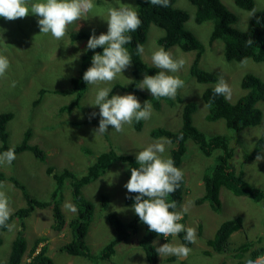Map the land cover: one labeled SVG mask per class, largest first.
I'll return each instance as SVG.
<instances>
[{
  "label": "rangeland",
  "instance_id": "374dc122",
  "mask_svg": "<svg viewBox=\"0 0 264 264\" xmlns=\"http://www.w3.org/2000/svg\"><path fill=\"white\" fill-rule=\"evenodd\" d=\"M223 2L237 16L235 26L243 29L252 17V12L237 7L234 0H223ZM256 2L259 7L264 6V0H256ZM94 4L96 8L93 14H90L88 19L80 20L74 26L76 29L84 30L89 36L93 32L96 35L107 32V21L103 18H106L109 6L119 7L128 4L135 10L137 8L136 0H94ZM176 4L190 13L186 27L199 40L207 44L205 53L202 55L201 67L224 77L232 89V97L229 101L234 102L244 92L240 88L243 76L249 72L264 75V64L246 60V64L241 66L240 61H228L224 55L222 40L208 44L212 25L210 22H196L195 5L189 0H176ZM37 21L38 17L33 14L14 21H7L0 17V55L6 56L10 62L5 76L0 77V114L12 113V118L6 124L8 133L6 143L9 147L19 145L29 130L28 143L37 145L45 152L44 160L36 156L32 150L15 152L16 158L10 166H0V172L6 176L0 183L5 186L2 190L8 197L12 213L18 208L27 206V199L23 191L15 187L10 177L24 185L29 195L40 200H51L56 181L46 172L47 166L53 167L56 172L70 169L79 176L87 172L89 165L96 160L99 154L109 149L135 157L136 152L157 140L170 141L165 136H151L150 132L153 128L164 127L174 132L182 128L183 105L193 106L191 109L193 123L205 135L229 132L224 120L212 121L206 117L210 112L202 99V92L207 85L200 84L195 77L187 76L190 64L197 52H184L175 45L166 51H169L175 59L183 58L185 65L179 72L172 75L179 76L185 84L178 89L174 105L166 108L168 103L162 101L163 109L158 110L153 107L152 115L150 119L144 120L141 131L135 130L131 124L124 125L122 132H116L109 126L105 134L94 135L93 129L98 128L100 120L99 106H91L87 103L94 100L98 87H112L110 96L134 94L132 90L124 89L130 84L129 81L134 79L131 71L132 63L111 83L98 86L86 84L84 94L78 98V103L72 107L73 109L69 110L68 105L76 99L75 94L55 93L52 89L72 86L68 82L73 62L72 56L82 53V48H86L88 39L83 42L74 41L71 36L72 28H70L73 24L68 26L62 40L53 39L51 34H39L40 28ZM163 34L164 30L156 24L150 25L143 45L145 51L141 55L148 64H151L152 52L162 47L157 45L156 39ZM144 75L141 74L140 81ZM13 81L16 82L15 87L11 86ZM115 85L118 86L113 89ZM139 90L151 94L147 89ZM138 99L142 100L141 97ZM258 104L264 112V100L259 101ZM62 107L65 108L61 109ZM93 112L97 115L90 119V114ZM263 128L264 118L258 126L246 129L243 133L245 150L253 146L254 138ZM2 144L3 141L0 138V146ZM186 146L187 152L181 168L187 182L182 202L177 210L188 207L189 211L184 214L180 223L186 228H195L197 238L196 242L189 246L191 252L186 259L170 260L172 256L161 258L158 255L157 264H246L247 259L254 260L252 249L239 254L237 248L240 244L251 240L254 241L252 248L264 246V204L246 195H236L226 187H221L219 190L220 211L213 210L209 201L197 202L198 198L205 193L203 180L205 168L213 163L218 151L208 157L193 142L189 145L187 142ZM173 148V142L166 144L165 158L171 157ZM83 149H89V152ZM240 162L241 159L235 160L237 170L242 168L245 179L252 186L264 189V161L257 165L255 159ZM123 165L117 160L106 169L104 174L83 187L84 195L94 205V214L86 237L92 253H99L104 243L114 236L112 227L108 226L107 212L102 207L104 193L111 196L110 209L118 212L123 220L127 221L134 214L131 205L128 206L125 203L128 192L124 184L130 178V174L127 167ZM63 194L59 204L64 214V227L61 230L52 227L54 223L52 206L36 207L24 219V226L18 218H14L9 223L11 228L7 227L1 233L0 264L7 263L13 239L18 231L23 232L27 247L21 264H31L32 250L36 249L37 252L43 244L48 245V252L54 264H91L87 258L73 255L60 248L71 240L72 235L68 223L76 215L64 207L66 203L72 204L71 192L66 182L63 185ZM237 216L243 219V226L231 235L229 250L220 252L210 246L208 240L214 238L218 227L224 221ZM39 238H44L45 241H37ZM138 243L137 236L134 234L130 239L119 242L111 261L105 263L148 264L146 252ZM164 243L183 242L179 235L169 238L157 236L154 242L156 247Z\"/></svg>",
  "mask_w": 264,
  "mask_h": 264
},
{
  "label": "trees",
  "instance_id": "16d2710c",
  "mask_svg": "<svg viewBox=\"0 0 264 264\" xmlns=\"http://www.w3.org/2000/svg\"><path fill=\"white\" fill-rule=\"evenodd\" d=\"M189 1L196 7V22H210L212 25L208 44L210 45L216 40H222L224 43V55L228 61L235 60L241 62L243 60H252L261 65L264 64V6L259 7L256 0H234L237 7L251 11L252 14L254 13L249 19L248 24L241 29L235 26L237 16L226 7L223 0ZM136 6V11L142 23L136 32L129 33L133 39L131 44L125 45L132 57L131 71L134 79L124 89L134 91L137 98L141 97L142 100H138L142 107L145 101H148L152 105V108L154 107L158 110L163 109L161 106L162 101L168 103V107L166 108H171L175 103V99L166 97L156 99L151 94L140 91L137 87L141 79V74L155 75L159 71V69L152 67V64L145 62L142 56L137 54L136 51L137 44L144 45L150 25L156 24L164 30V34L156 39L157 45H161L165 50L177 45L184 52H197L196 57L190 64L187 76H191L190 78L195 77L197 82L207 85L202 92V99L210 112L206 115L207 119L212 121L222 119L229 129L228 133L205 135L193 123V117L191 115L193 106L186 104L183 105L181 112V129L174 132L164 127H158L157 129L151 130L150 135L153 137L165 136L174 143V148L171 149V158L175 166L181 170V165L187 152V142L188 145L192 142L196 144L201 152L208 157L212 156L215 151H218L213 163L205 168L206 170L203 175L205 193L198 198L197 202L204 203V201H209L213 210L220 211L221 201L219 190L221 187H226L236 195H246L257 202L262 201L264 204V189L252 186L245 179L244 170L242 168L237 170V166L235 165V160L237 159H241L240 163L254 160L257 152L264 151V128L254 138V144L250 149L245 150L243 143V133L246 129L258 126L264 118V112L258 104L259 101L264 100V75L260 76L252 72L246 73L240 83L245 91L234 102L225 100L223 96H215L213 89L217 81V75L215 74L216 72L208 71L201 67L202 55L205 53L207 44L199 40L186 27V22L190 18L188 10L178 6L176 0H170L168 7L153 6L147 0H136ZM73 25H76V23ZM88 35L84 30L73 29L71 36L74 41H82ZM249 39L252 40L250 45L248 44ZM102 51V48L87 50L80 57L73 60L75 62L83 61V67L79 72V77H77L78 74L76 73L71 75L72 88L66 87L56 90L57 93L75 94L76 99L68 105L69 110L73 109L72 107L78 103V98H81L84 94L86 83L82 77L86 71L88 62L95 52ZM116 86L118 85H115L113 89ZM64 108L62 107L61 109ZM11 118V112H3L0 114V138L3 141V144L0 146V153L10 148L6 143L8 137L6 124ZM143 123L144 120L139 122L134 120L132 126L135 130L141 131ZM29 136L30 132L28 130L23 141L13 147L15 152H22L27 149L32 150L36 156L44 160L45 152L37 145L28 143ZM84 151L89 152V149ZM237 156L239 158H236ZM117 160L121 161L127 167L130 175L131 167H139L135 163L134 156L116 152L114 149H109L99 154L96 160L89 165L87 172L79 176L70 169L56 172L53 167L47 166L46 172L52 175L56 181L52 199L48 201L40 200L29 195L24 185L19 183L15 178L10 177L9 179L15 187L23 191V195L27 199V206L15 210L7 223L9 224L14 218H18L21 225L24 226V219L36 207L44 208L52 206V214L54 217L52 227L61 230L65 225V219L59 202L64 196L63 185L66 182L71 192L72 203L77 208V212L68 223L72 235L71 240L64 243L60 247L61 250H65L73 255L85 257L91 261V264H106L105 262H110L116 253V246L119 242L130 239L134 234L137 236L138 244H141V247L146 252L148 264H157L158 254L155 251L156 245L154 242L159 235L150 232L148 226L140 222L139 217L135 213L127 221L123 220L118 212L110 209L109 201L111 196L106 193L102 195V207L107 212L108 226L112 227L111 230L114 236L104 243L99 253H92L86 241L91 219L94 214V205L84 195L83 187L104 174L106 169ZM5 177L0 172V181ZM186 182L184 174L180 187L167 198L169 202L172 200L177 202V209L182 202ZM135 195V193H127L125 197L126 205L129 206L134 203ZM242 226L243 219L240 216L224 221L216 230L214 238L208 240V244L220 252L229 250L231 235L235 231L240 230ZM6 228L0 227V242L2 237L1 233ZM185 234L181 232L179 237L189 247L191 243L184 241ZM37 241L43 242L45 239L39 238ZM253 243L254 241L251 240L240 244L237 248L238 253L241 254L245 250L252 249L253 258L264 255V246L252 248ZM26 248L24 234L18 231L13 239L6 264H21ZM35 251L36 249H33L31 254L33 255ZM175 258L170 257V260ZM31 264H54L53 258L49 255L47 244H43L33 255Z\"/></svg>",
  "mask_w": 264,
  "mask_h": 264
},
{
  "label": "clouds",
  "instance_id": "9594fccd",
  "mask_svg": "<svg viewBox=\"0 0 264 264\" xmlns=\"http://www.w3.org/2000/svg\"><path fill=\"white\" fill-rule=\"evenodd\" d=\"M147 2L160 7H168L170 4V0H147ZM95 8L94 0H0V17L7 21H14L33 14L38 17L39 34H51L53 39L62 40L70 24L88 19ZM103 19L107 21V32H102L99 35L93 32L91 36L85 37L84 40L88 39L86 48H82V53L72 56V60H75L84 54V51L103 49L102 52L94 53L83 73L82 79L88 86L111 83L116 80L118 74H122L131 66L132 57L125 45L132 42L133 38L129 33L136 32L142 23L137 11L128 4L119 7L109 6L106 11V18ZM74 26H70L71 30L76 29ZM251 43L252 40L249 39L248 44ZM136 51L137 54L143 55L144 46L137 44ZM82 64V60L72 62L70 77L68 78V82L72 86L71 75L76 73L79 77ZM151 64L159 71L155 75L145 74L137 87L141 90L147 89L156 99L164 97L175 99L178 89L182 88L185 82L179 76L172 74L179 72L184 67L185 60L173 58L169 51L161 47L152 52ZM245 64L246 60L241 61V66ZM9 67L8 58L0 55V77L5 76ZM215 74L217 81L213 94L230 100L232 97L230 85L223 76H219L217 72ZM11 86L15 87L16 82L13 81ZM240 88L245 91L241 85ZM56 90L58 88L52 89L53 92L57 93ZM111 91L112 87H98L94 100L87 103L91 106H99L100 120L98 128L93 129L94 135L105 134L108 132L109 126L116 132H122L124 125H131L134 120L139 122L150 119L152 105L148 101H145L142 107L135 93L110 96ZM96 115L97 113L93 112L89 118L91 119ZM170 143L167 140H157L136 152L135 163L139 167H131L130 178L124 187L128 193L136 194L131 209L139 217L140 222L148 226L150 232L165 238L176 237L184 232L186 233L184 241L194 244L197 238L196 229L186 228L184 224L180 223L184 214L189 211L188 207L185 206L177 210V202L167 200L169 195L180 187L184 178L183 171L175 166L173 159L170 156L164 157L167 150L166 144ZM15 158V149L13 147L8 148L0 153V166H10ZM261 161H264V151L257 152L255 156L256 165ZM4 187L0 183V227L11 228L7 222L12 215V209L9 206L5 191L2 190ZM64 207L72 213L77 212L73 203H66ZM155 251L161 258L172 256L178 260H184L190 254L191 248L185 243H164L156 247ZM35 253L36 251L33 255ZM246 264H264V255L257 256L254 260L247 259Z\"/></svg>",
  "mask_w": 264,
  "mask_h": 264
}]
</instances>
